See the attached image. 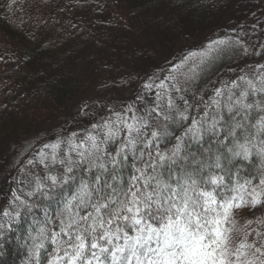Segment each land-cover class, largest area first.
Listing matches in <instances>:
<instances>
[{
  "label": "snow or ice",
  "instance_id": "snow-or-ice-1",
  "mask_svg": "<svg viewBox=\"0 0 264 264\" xmlns=\"http://www.w3.org/2000/svg\"><path fill=\"white\" fill-rule=\"evenodd\" d=\"M232 54H248L242 39L191 50L143 83L142 110L128 104L43 144L16 181L24 194L13 190L0 213V235L32 217L28 264H41V250L45 264H264V230L237 239L233 219L264 206V63L218 81L189 120L190 87Z\"/></svg>",
  "mask_w": 264,
  "mask_h": 264
},
{
  "label": "trees",
  "instance_id": "trees-1",
  "mask_svg": "<svg viewBox=\"0 0 264 264\" xmlns=\"http://www.w3.org/2000/svg\"><path fill=\"white\" fill-rule=\"evenodd\" d=\"M259 25H264V0H0V173L27 144L35 142L37 148L54 141L55 131L49 141L37 134L44 125L62 124L78 100L88 97L90 85L98 87L100 98L138 87L149 71V54L169 53L174 61L215 36L242 39L248 54L236 62L224 59L206 72L202 82L212 87L220 78L228 79L225 75L235 78L264 63ZM253 48L258 54L251 57ZM208 93L193 96L189 120L199 97ZM186 125L170 128L168 147ZM25 166L21 168L29 171ZM21 170L16 176L23 179ZM242 210L264 220V206ZM36 215L42 218L41 212ZM31 224V216L22 218L0 235V264H28L25 241ZM248 229L264 230V225Z\"/></svg>",
  "mask_w": 264,
  "mask_h": 264
},
{
  "label": "rangeland",
  "instance_id": "rangeland-1",
  "mask_svg": "<svg viewBox=\"0 0 264 264\" xmlns=\"http://www.w3.org/2000/svg\"><path fill=\"white\" fill-rule=\"evenodd\" d=\"M262 18V17H261ZM234 31V30H232ZM227 35L223 34L222 36H215V38H213V40H218V39H224L226 38ZM211 40V41H213ZM211 41L207 42L206 44H204L203 46H201L200 48H192L189 47V49L181 52L179 51V54H182V57L187 54L189 51L191 50H200L203 47H206ZM247 45V44H246ZM249 46L247 45V48ZM253 51H255V53L258 54V50L256 48H253ZM251 54L252 56H255L257 54ZM148 59L146 60L147 66L149 67V71L147 72V74L145 76H142L141 81L139 82L138 87L135 86V88L133 89H127V90H123L120 93H117L119 96H115V97H106V98H100L97 97L96 95V91L98 90V87L95 85H90V87L88 88V90L86 91V95L88 97H81L76 106L73 108H71L70 111L71 114L64 119V125L61 127L60 125L62 124H54V125H44L41 129V133H38L37 135H40V138L42 137H46V140H51L48 139V135L50 132H54L56 133V137L55 139L59 136V137H63L65 135L70 134L72 131H76V132H83V130L85 128L90 127L91 123L93 122H101L103 118H107L109 116L112 115L113 111H120L124 106L128 105V104H133L134 107H136L138 110H142L143 109V104H141L138 100H136V96L138 94V92H140L143 83L149 78L151 77L153 74H156L158 77H162L164 74H166V71L168 68L171 67V65H168L167 61L171 60L173 57L171 56L170 58V54H164V55H155L154 54H149ZM181 57V58H182ZM239 55H226L223 56L222 58L216 60L214 63H212L204 72L203 74L200 76V78L192 84V86L190 87L188 93L186 94V98L193 103V96L194 94L196 96H198L199 94H205L207 91H209L208 94L211 93L212 90V86L211 89L210 86H208L207 84L204 85L205 83L202 82V79L204 78L205 74H207V71H212L215 69V67H217L218 65H221L224 59H227L228 61H232L234 59V62H236V60H238ZM180 58H178L177 60L172 61L173 63H176L179 61ZM220 76V75H219ZM226 80H230L233 79V77L229 74V75H225ZM221 80H225V79H219L218 81ZM217 81V82H218ZM217 85V83L215 84ZM208 86V87H207ZM190 92V94H189ZM191 95V96H190ZM188 96H190V98H188ZM149 103H151V99H149ZM195 104V103H193ZM112 111H109V110ZM130 115V114H129ZM68 125H71V127L68 129L69 131H67L64 127ZM176 127V126H175ZM72 128V129H71ZM56 129H60L59 131L56 132ZM184 130V129H183ZM183 132V131H182ZM181 132V133H182ZM39 138V139H40ZM52 138V140H55ZM37 143L32 142L27 144L21 151V153L18 155V157H16V159L13 161V163L11 164L10 168L8 170H5V172L2 174V172L0 173V213H2L5 209L10 207L9 202L12 199V191L16 190L18 195H23L24 193L21 192V185L18 184L16 181L17 179L19 180H24L25 178L21 179L19 177L16 176V173L19 171V169L21 170V166L22 164H26L27 160L30 159L33 155V153L36 152V150H39L43 144L39 145L36 148ZM56 171V170H54ZM2 174V175H1ZM14 176H16L15 178H13ZM27 191V188H24V192ZM0 219H2V217H0ZM233 219L235 220V229L237 230L234 233V236L237 239L242 238L243 234H244V230H250L248 228L252 227V224H257L256 221H258V217L256 219H253L251 216L247 215L244 213V210L242 209H236L234 210L233 213ZM253 238L249 237V240L251 241ZM27 241V240H26ZM25 241V244L28 245Z\"/></svg>",
  "mask_w": 264,
  "mask_h": 264
}]
</instances>
